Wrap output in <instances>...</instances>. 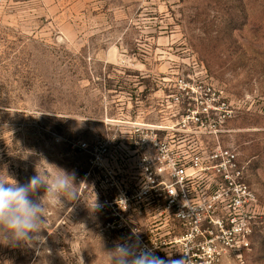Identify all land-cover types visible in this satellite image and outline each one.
<instances>
[{
  "label": "rangeland",
  "instance_id": "1",
  "mask_svg": "<svg viewBox=\"0 0 264 264\" xmlns=\"http://www.w3.org/2000/svg\"><path fill=\"white\" fill-rule=\"evenodd\" d=\"M180 77L233 107L223 141L264 213V0H0V178L56 167L75 173L81 196L49 204L43 242H0V264H109L119 236L77 183L90 171L77 146L159 122ZM222 264H264V224Z\"/></svg>",
  "mask_w": 264,
  "mask_h": 264
},
{
  "label": "built area",
  "instance_id": "2",
  "mask_svg": "<svg viewBox=\"0 0 264 264\" xmlns=\"http://www.w3.org/2000/svg\"><path fill=\"white\" fill-rule=\"evenodd\" d=\"M173 90L159 100V122L122 123L115 134L79 144L90 171L77 183L98 197L96 212L117 243L138 233L162 258L222 264L251 249L264 213L247 165L223 141L233 107L204 82L180 77Z\"/></svg>",
  "mask_w": 264,
  "mask_h": 264
},
{
  "label": "clouds",
  "instance_id": "3",
  "mask_svg": "<svg viewBox=\"0 0 264 264\" xmlns=\"http://www.w3.org/2000/svg\"><path fill=\"white\" fill-rule=\"evenodd\" d=\"M55 169L54 175L37 169L36 174L23 184L11 178H0V242L17 246L43 242L45 238L40 234L46 230L49 204L74 203L81 199L75 173ZM41 188L45 190L44 195L33 199ZM120 202L125 203L123 199L118 200ZM99 208L95 200L91 209L97 211ZM108 260L109 264H187L188 257L183 254L179 259L157 256L154 248L142 245L139 234L133 233L108 252Z\"/></svg>",
  "mask_w": 264,
  "mask_h": 264
}]
</instances>
